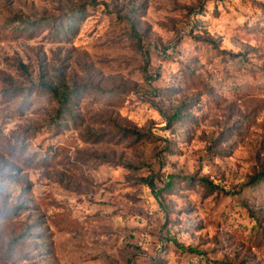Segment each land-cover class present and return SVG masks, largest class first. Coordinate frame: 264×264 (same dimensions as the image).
Wrapping results in <instances>:
<instances>
[{"label": "rangeland", "instance_id": "rangeland-1", "mask_svg": "<svg viewBox=\"0 0 264 264\" xmlns=\"http://www.w3.org/2000/svg\"><path fill=\"white\" fill-rule=\"evenodd\" d=\"M263 167L264 0H0V264H264Z\"/></svg>", "mask_w": 264, "mask_h": 264}, {"label": "trees", "instance_id": "trees-1", "mask_svg": "<svg viewBox=\"0 0 264 264\" xmlns=\"http://www.w3.org/2000/svg\"><path fill=\"white\" fill-rule=\"evenodd\" d=\"M82 10H75V13L69 14L66 17L63 18H59V19H55V18H51L48 19L50 20V25L52 28V34H53V38L55 39H60V40H64L67 43L71 42V40L76 36V34L79 31V20L81 18H83V14H82ZM27 29H32V28H27ZM194 75H191L190 72H187L185 69L184 72V77L187 78L186 82H192L194 81L193 78ZM44 89L46 88L49 92L52 93L53 97H55L56 99V103L58 105V109H57V114L58 116L61 114H66L67 117L71 120V124L74 127V129L79 130L82 126L83 120L80 119V117H78V111H76L75 109H70V105L72 104L73 100H76V98H72L71 97V93L70 92H63L61 91L60 88L58 87H50L48 86L46 83H41V85ZM254 89L256 90L257 88H251L249 86L246 87H241V85H237L233 88H231V92L236 95H238L241 92H247L248 90ZM263 88H261L260 90H262ZM180 114L176 113L174 115H172L170 118L176 120L177 117H179ZM80 131V130H79ZM26 142H27V138L23 139L22 144L19 146V148H12L10 149V154L13 156H21V154L24 152V148H26ZM50 160L53 159V155L51 154V156L49 157ZM48 158H44L43 160V166H48L49 162L47 161ZM262 181H264V167L261 169V171H259L257 174L253 175L250 179V184L251 185H258L259 183H261ZM167 185L166 190L171 189V187L173 186V180H172V175H170L168 177L167 180ZM146 187L148 190H150V193L152 195V197L155 200H159L160 198V192H154L152 191V183L151 181H147V183H145ZM253 230V234H254V238L255 240H262L264 241V227H262L259 224H255L253 225V227H251ZM188 252L193 253L194 250L192 248L188 249Z\"/></svg>", "mask_w": 264, "mask_h": 264}]
</instances>
